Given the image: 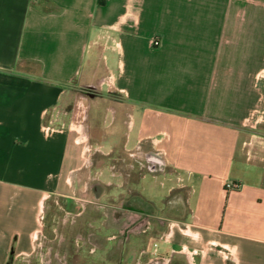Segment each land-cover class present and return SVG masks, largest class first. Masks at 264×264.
<instances>
[{
	"label": "crops",
	"instance_id": "crops-1",
	"mask_svg": "<svg viewBox=\"0 0 264 264\" xmlns=\"http://www.w3.org/2000/svg\"><path fill=\"white\" fill-rule=\"evenodd\" d=\"M230 7L0 0V264L61 262L47 259L45 242L67 251L66 264H106V254L91 255L105 225L89 228L97 211L88 191L108 183L94 173L107 169L96 154L153 163L148 172L167 188L161 200L186 210L183 225L150 245V264H264V118L246 126L261 104L264 84L252 77L264 61L252 54L250 20L238 24ZM149 173L140 212L154 214ZM230 181L240 188L228 192Z\"/></svg>",
	"mask_w": 264,
	"mask_h": 264
},
{
	"label": "rangeland",
	"instance_id": "rangeland-1",
	"mask_svg": "<svg viewBox=\"0 0 264 264\" xmlns=\"http://www.w3.org/2000/svg\"><path fill=\"white\" fill-rule=\"evenodd\" d=\"M210 1V0H204ZM215 1V0H214ZM217 2H229L231 11L230 18H233L238 24H242L245 20H250V36H251V49L252 54L255 56L256 53L259 55L260 60L264 61V0H216ZM236 23V24H237ZM239 27L235 29L238 30ZM237 33V32H236ZM260 40V41H258ZM257 42V43H256ZM258 44V45H257ZM263 58V59H262ZM261 61V62H262ZM260 62V63H261ZM27 69L33 72H37L38 68L36 65H29ZM1 79H7L10 77L11 81L15 80L17 75H4ZM252 81L259 83L262 82L264 84V73L258 75L257 77L253 76ZM89 92H97L96 90H90ZM104 90L99 92V96H102ZM258 91H256L257 93ZM98 93V92H97ZM261 104L257 107L258 110L252 112L249 116V119L246 120V126L251 127L254 124L258 123V120H263L262 115L264 113V86L261 92ZM101 94V95H100ZM253 113L256 115L254 116ZM262 113V114H261ZM125 140V137H121L118 143L122 144ZM121 146V145H120ZM119 146V147H120ZM120 149V148H119ZM115 157V158H114ZM117 158L115 155H100L96 154L94 156V162L96 166L100 164H107V169L103 171H96V174H103V179L108 182L104 184L102 181L101 184L93 185L90 187L88 193L91 196L92 202L91 204L96 205L94 206V210L100 213H94L93 217L90 219V226L89 228L92 232L95 233V229L103 227L102 224L105 225V239L100 237L99 243L101 248L98 250L97 245H91V252L93 254L104 255L106 254L107 262L109 264V260L112 261L110 264H115V260L122 258L124 260V264H150V245L154 248L158 247L161 244V241H165L168 237L167 235L164 236L162 240L161 233L162 231H168V229L174 225L176 228L183 225L182 222H179L180 218L186 216V210H179L177 207H171L169 204H166L162 201V198L167 199V191L165 187L161 184V181L154 180L152 175L149 172H155L157 167L153 165L152 167L147 165L146 162L138 161L136 157L133 155H122L118 156ZM155 166V167H154ZM150 167V171L148 168ZM152 170V171H151ZM149 171V172H148ZM148 174V176L144 179V183L147 187V195H154L155 200L157 201L154 206V214H145L141 213L140 209L143 208V204L141 202V198H145L144 195H141V186L140 179L144 174ZM102 176V175H101ZM105 176V177H104ZM109 182H111L109 184ZM176 192H178L176 190ZM185 192V191H184ZM137 193V194H136ZM175 193V192H174ZM141 195L139 199L133 201L135 204L133 208L129 206L130 198L134 195ZM171 196V194H170ZM135 197V196H134ZM145 200V199H144ZM103 206V207H102ZM142 207V208H141ZM66 215V214H65ZM62 215L61 222H67L66 225L70 224V222L75 221V218H71ZM41 222H48L49 218L45 215L42 216ZM39 222V227H42L44 230H47L48 227L43 225ZM179 223V225H178ZM88 227V225H87ZM60 230L62 231H69L70 228L67 226H63L60 223ZM49 231H45L46 235H49ZM97 233V232H96ZM50 236V235H49ZM37 238V236H36ZM41 240L45 242L46 236L40 235ZM95 236H91V239L94 241ZM82 238H80L81 240ZM91 240V241H92ZM85 241V240H83ZM88 241V240H87ZM92 241V242H93ZM94 242V243H96ZM46 243V242H45ZM43 243L40 246H43L44 253L47 254V259L52 258L54 261L56 259L62 260L59 263L54 264H66V260L69 259L67 256V251L65 249L62 250H49L51 247L48 243ZM117 244V245H116ZM82 245L80 241L79 246ZM83 248V247H82ZM139 248V252L137 253L136 262L134 263H127L125 259H130L132 254L135 253L134 249ZM143 249V250H142ZM83 250V249H82ZM99 251V252H98ZM98 252V253H97ZM15 255V251L12 253ZM159 253L154 254V259L157 260ZM38 256V257H37ZM81 256V255H79ZM40 256L34 255L30 259V262L26 261H18L15 263L10 262L9 264H45L39 261Z\"/></svg>",
	"mask_w": 264,
	"mask_h": 264
},
{
	"label": "built area",
	"instance_id": "built-area-1",
	"mask_svg": "<svg viewBox=\"0 0 264 264\" xmlns=\"http://www.w3.org/2000/svg\"><path fill=\"white\" fill-rule=\"evenodd\" d=\"M241 186V183L237 182V181H230V182H227L226 185H225V188L228 192H232L234 190H237L239 189Z\"/></svg>",
	"mask_w": 264,
	"mask_h": 264
},
{
	"label": "bare ground",
	"instance_id": "bare-ground-1",
	"mask_svg": "<svg viewBox=\"0 0 264 264\" xmlns=\"http://www.w3.org/2000/svg\"><path fill=\"white\" fill-rule=\"evenodd\" d=\"M262 114V113H261ZM263 116H264V113H263V115H262V118H263ZM262 121V120H261Z\"/></svg>",
	"mask_w": 264,
	"mask_h": 264
}]
</instances>
